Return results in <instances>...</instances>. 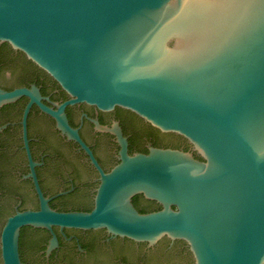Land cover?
Returning <instances> with one entry per match:
<instances>
[{"label": "water", "instance_id": "95a60500", "mask_svg": "<svg viewBox=\"0 0 264 264\" xmlns=\"http://www.w3.org/2000/svg\"><path fill=\"white\" fill-rule=\"evenodd\" d=\"M0 43L70 99L0 90L51 116L87 154L100 184L91 212H17L0 228V264H21L23 227L99 230L137 243L181 241L194 264H264V0H0ZM129 111L189 151L129 155L105 174L64 115L68 105ZM177 136V137H176ZM36 182V181H35ZM141 195L161 206L139 213Z\"/></svg>", "mask_w": 264, "mask_h": 264}, {"label": "flooded vegetation", "instance_id": "af4514ba", "mask_svg": "<svg viewBox=\"0 0 264 264\" xmlns=\"http://www.w3.org/2000/svg\"><path fill=\"white\" fill-rule=\"evenodd\" d=\"M17 89L36 90L41 104L52 110L70 99L24 54L0 43V90ZM29 103V98L20 97L0 107V228L17 212L40 209L36 183L49 208L60 213L91 212L100 184L87 154L37 105H30L24 124ZM64 115L105 174L119 163L114 123L127 141L129 155L147 154L150 148L189 151L171 139L154 141L147 135L148 125L126 110L102 112L74 104L65 107ZM132 205L142 214L161 209L141 195L132 198ZM18 251L21 264H194L181 241L164 238L149 245L113 236L104 229L23 227Z\"/></svg>", "mask_w": 264, "mask_h": 264}, {"label": "trees", "instance_id": "16d2710c", "mask_svg": "<svg viewBox=\"0 0 264 264\" xmlns=\"http://www.w3.org/2000/svg\"><path fill=\"white\" fill-rule=\"evenodd\" d=\"M147 135L149 136V137H151L154 141H157V140H163L164 141V139H170V138H166V136H164L163 134H161L159 131H157V130H155V129H153L152 127H150L149 125L147 126ZM177 137V136H176ZM177 140L178 141H183V143L186 145V147L188 148V146H187V144H186V142L182 139V138H180V137H177Z\"/></svg>", "mask_w": 264, "mask_h": 264}]
</instances>
